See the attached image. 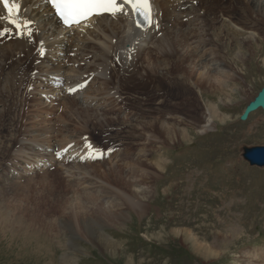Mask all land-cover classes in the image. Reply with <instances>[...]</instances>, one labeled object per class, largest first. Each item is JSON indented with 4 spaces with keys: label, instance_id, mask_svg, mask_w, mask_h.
Returning a JSON list of instances; mask_svg holds the SVG:
<instances>
[{
    "label": "rangeland",
    "instance_id": "374dc122",
    "mask_svg": "<svg viewBox=\"0 0 264 264\" xmlns=\"http://www.w3.org/2000/svg\"><path fill=\"white\" fill-rule=\"evenodd\" d=\"M201 1L202 4H209L206 11L214 8L210 14L204 12L205 5L186 11L190 14L192 10L193 16H190L197 18L194 17L193 20L194 28L204 37L199 49L205 62L206 55L213 53L221 57V64L226 62L230 65L236 77L232 89H227L228 95L213 89L201 91L190 83L189 76H169L161 73V70L157 77H152L149 67L144 63L145 52L157 48L147 44L134 56L137 64L133 75H125L120 81L115 78L117 85L113 84L117 90L120 89L117 93L119 97L126 98L131 103L135 101L137 108L145 107V110L141 108L143 111L135 109L139 116L126 122L127 124L119 121L116 111H113L116 118L102 108V113L99 112L103 115H94L92 111L98 109L90 106L89 116L81 113L86 121L81 118L75 123L71 121L72 125L66 131L64 128L68 125L61 117L63 107H53L52 118L41 109L44 106L50 110L51 103L57 104L59 98L63 97L62 91L50 100V104L43 100L41 105L37 104L39 98L52 88L41 77L42 70L48 65L41 62V59L34 65L36 61L33 55L37 53V47L32 48L36 43H43V40L33 37L30 50L21 49L20 53L24 56L17 58L16 62L13 57L19 52V48L15 44L17 48L15 52L11 51L8 67H4L0 77V173L6 175L8 166L22 156L25 157L29 147L33 146L30 140L36 142L37 147H41L42 143L51 147L44 141L48 133L52 135L50 139L55 140L56 145L60 138H73L72 134H75V138H80L81 132L80 128L77 129V124L81 121L86 124V129L82 131L85 130L88 134L91 128L89 137L97 145L116 146L124 153L121 156L115 154L122 159L114 164L112 171L106 176L100 175L90 166L85 167L93 185L92 182L90 185L70 182L64 167L58 165L33 172L22 180L10 178L5 182L4 188L0 186V264H60L63 254L69 255L75 261L74 264H247L246 251L260 250L264 255V167L250 166L242 157L244 148L264 145V120H258L252 114L246 121L240 120L244 106L264 86V20L252 11L247 0H220V3L215 0H207L208 3ZM159 8H163L164 13L160 12L165 19L167 11L164 4ZM242 9L247 14L244 20L241 18ZM205 17L208 19L206 22L203 21ZM196 20L197 23L194 22ZM229 21L237 28H244V31L237 34L227 32L221 23ZM163 22L169 26L173 21L170 19L169 24L168 21ZM185 26L189 30L188 25L181 26L186 43L184 50L187 45L189 49L196 46V39L192 34L188 35L187 30L184 31ZM44 30H47L45 34L50 35V29L45 27ZM78 47L81 48V45ZM89 50L87 54L91 56L92 50ZM178 51H181L180 47ZM170 53L168 52L169 56L172 55ZM83 54L84 52L81 53L82 56ZM32 61L30 69L25 70L23 82L15 84V93L7 89L6 85L9 87L18 79V75L17 78L14 76L18 65ZM87 62L84 64L92 65L94 60L89 58ZM108 63L109 58L105 60V64ZM83 68L79 69L83 72ZM46 71L47 69L44 72ZM126 77L133 81L137 79L140 84L133 89L125 88L122 82ZM146 78L154 83L153 87ZM171 81H176L175 85ZM126 84L135 87L133 82L128 81ZM164 87L167 92L164 91L166 95L163 100L156 96H162V92L158 91H163ZM151 96L155 98L150 100ZM209 102L217 104L218 112L223 117L213 119V128L200 133L195 127L202 124L206 104ZM150 104L151 106H147ZM151 108L157 109L154 110L156 113L150 110L146 119L145 112ZM169 111L176 115L173 117L174 122L170 121L171 115H166ZM158 113L160 116L166 115L177 128H185L190 134L175 137L174 140L152 136L149 141L145 134L150 132L141 128L151 115ZM35 114L39 115L27 120L28 126L25 129V119ZM179 115L183 122L177 121ZM50 118V122L44 121ZM32 123L34 126H31ZM24 136H30V140H26ZM143 148L145 149L142 150ZM38 150L34 148L31 155L25 158L27 162L34 160L26 169H31L38 163L35 161ZM134 151H138V155H134ZM17 157L19 158L16 159ZM128 165L134 168L131 169ZM107 167L104 164L102 169ZM2 183L0 177V185ZM133 186L146 188L147 196H133ZM103 191L109 192L106 201L113 197L122 198L121 194L129 196L141 206V212L128 205H116L120 201L115 200L117 202H114L112 212L123 213V216L110 218L103 228L95 223L87 229L76 226L77 230L72 232L59 222L58 216L66 215L72 195L83 196L88 192L98 198V194ZM54 197L58 201L54 202ZM99 211L104 215L110 212L105 207H100ZM100 228L112 238L111 245H99L97 237L99 238Z\"/></svg>",
    "mask_w": 264,
    "mask_h": 264
},
{
    "label": "bare ground",
    "instance_id": "6f19581e",
    "mask_svg": "<svg viewBox=\"0 0 264 264\" xmlns=\"http://www.w3.org/2000/svg\"><path fill=\"white\" fill-rule=\"evenodd\" d=\"M151 1L153 4L155 17H154V25L150 28L144 30L137 29L135 27V21L131 16V11L129 10L130 13L128 12L129 13L128 15L123 14L122 17L120 18L117 17L115 20L112 21L109 20L107 15H103L100 17H93L77 27H72L71 29L74 30L73 32L75 34L70 33L69 36H66L64 35L65 29L62 28V26H60L57 20L52 16L50 9L46 5V0L45 1L21 0L23 6L22 8L23 15L30 18L33 21V25H32L33 33L31 35L32 39L31 37L15 36L18 38L16 41L11 42L9 44H3L2 46H0V59L3 58L2 61H0V77L1 74L4 72V67L5 66L8 67V63H9L8 58L11 54V51L16 48L15 44L21 46V49H27L29 51L33 43V37L36 36L39 41L40 39H42L44 42L43 35L39 30H42L45 27V25H47L50 26L52 33L55 34L54 42H58L54 44L46 43L44 46L46 51L45 59L51 66L50 67L51 72L54 71L65 72L66 70L67 71L71 70V67H69V64H71L72 61L70 52L73 49V47L77 46L78 44H83L85 49L92 50L91 56L94 57L96 62L95 63L96 65L84 64L85 67L84 65L83 66L80 65L81 68L84 67L83 72L87 73L88 75L92 73L96 75V76L93 75L91 77L88 86L85 88L83 92L75 93L78 94V96L75 94L73 96H68L65 92H63L62 94L63 97L61 96L59 98V102L57 104L52 103V105L50 106V110H48L47 107L44 106L41 107L45 115H49V117L51 116V118L53 117V110H52L53 107L55 106H60L61 108L63 107V112L61 114V117L64 119L66 125H68L65 126L64 128L66 131L70 129V126L72 125L71 121L75 123L76 121L80 120V118L86 121L85 117L84 118L81 117V113H84L85 115L88 114L87 116H89L90 111L88 107L90 106L91 107L96 106L93 109H98L99 106L109 107L107 110L116 111L119 121H122V123L125 124H127L126 122H131L134 120L133 118L135 117L136 112L132 111L133 112L132 113L130 111H126L125 109L126 101L121 100L119 95L117 94L120 89L117 90L113 86V84L115 83V78L118 79V81H120V78L126 75L125 70L126 68L128 69V63L133 65L130 56H127L126 54L122 55L119 51L120 48L124 49L128 46L130 48L139 49L141 48L142 45L149 42L151 43V45H154V48L155 47L157 48V49L155 48L156 50L149 49L150 50L149 52L147 51L145 52L146 56L144 63L149 67V71L152 77L153 76L157 77L160 70L161 73L169 74V76L172 74L173 75L178 74L185 77L186 75V77L189 76L190 83L195 85L201 91L213 89L216 90L217 92L221 91L222 94L228 95L227 89L228 88L232 89V86L236 82L235 74L231 71L230 65L227 64L226 62L221 64V60H220L221 57L214 55L213 53L209 54V56L208 54L206 55L207 61L205 62L204 55L201 54V52L199 51L200 50L199 47L203 44V39H202L203 37L201 33L199 34V31H197L193 25V20L194 17L196 18V16L191 17L190 15L192 14L191 13L192 10L198 9L196 5L199 4L200 7L202 2L199 1L197 4V1L192 2L188 0H178L177 2H173V0H164L162 1V3L164 4V8L167 12L166 14H164L165 19H163L162 16L164 11L163 8H159L158 6L159 1L158 0H151ZM215 1L219 2L220 0H215ZM204 2L208 3L207 0H205ZM247 3L249 7L252 9V11L255 12V14L258 15L262 20H264V0H247ZM158 8L163 12L161 13L160 16H159ZM189 9H192L190 14L186 12ZM2 13H3V8L2 6H0V14ZM246 15L247 14L242 9L241 18L243 20L245 19ZM170 19H172L173 22L169 24ZM163 21L165 22L168 21L167 23L169 24V26H166L165 25L166 23L161 24V22ZM203 21L206 22L208 21V19L203 18ZM230 23H231L230 21L229 23L228 22H225L223 24L221 23L223 28H226L225 30L227 32L230 31L233 34H237L239 31L240 32L244 31V28L241 27L237 28L238 26H234L233 24ZM183 25H188V29H189L187 30V32H189L188 35L192 34V37L197 40L196 46L193 48L189 49V46L187 45V48L184 50L186 43L184 40L185 36L183 35L181 29V26ZM244 34L246 35V33ZM240 41H242V39H240ZM179 47L181 50L180 52L178 51ZM61 51H63L64 54L63 58L62 57L60 58ZM164 52H167V54L165 55ZM168 52H171L170 54L172 55L169 56ZM237 52L236 55L238 56L239 52L238 53ZM174 55H176V57ZM173 56L175 58H172ZM85 57L86 55L82 56V58ZM222 57L224 58V56ZM37 58L39 59L38 54L36 55V59ZM107 58H109L108 64H111L109 67L108 65L105 64V60ZM32 63L33 61L29 63L23 62L18 65V67L16 68V74L14 72V76L17 78L16 75H18V79L16 83H11L13 84L12 86L11 84L9 87L6 85L7 89L9 88L11 91L13 90V93H15V90L17 88L15 87V84L18 83L21 84L23 82L22 79L25 70L26 69L29 70L30 67L32 66ZM179 67L182 69H180ZM164 76L166 77V75ZM52 77H53L52 79H55L54 76ZM19 79H21L20 82ZM171 82L173 85H175L176 81L175 82L171 81ZM176 84L179 83L177 82ZM156 87L157 86H155V88ZM177 87L181 88L179 87V85ZM186 87L188 88V86ZM114 88L116 89V91L114 90ZM41 103L42 101L41 99H39L37 104L41 105ZM79 108H81V110ZM94 111H92V114L94 115H103L100 114L99 110H94ZM38 115L39 114L30 115L29 118L25 119L24 121L25 129L28 126V124L26 123L27 120H30ZM166 115H171L170 121H173V117H176V115H174L172 111L167 112ZM252 115H256L258 120L261 121L264 120V115L261 113V111L256 110L252 113ZM165 116H160L158 113V115L157 114L154 116L151 115L149 120H147V123H143L145 126L141 124L142 122L140 123L141 126L143 125L141 130L143 131L147 130L146 132H150V134H145L147 135L146 139L149 140L150 137L153 136L154 138L165 137L166 139L169 138V140H174L175 137L178 136L186 137L187 135L190 134L189 131L185 128L181 127L182 130L180 127L177 128L176 125H174V123H171L169 119H167V117ZM221 117H223V114H220L218 112L217 104L209 102L206 104V115L203 118L202 124L201 125L199 124L198 127L195 128L200 133L210 130L211 128H213L212 126L213 119L216 118L221 119ZM51 118L44 121L50 122ZM174 120L176 119L174 118ZM84 121H81L77 124V129L80 128V132H81L80 138L83 137L84 141H87V138L85 137V134L87 132H85V130L82 131L83 129H86V124H84ZM177 121L183 122V118L179 115L177 117ZM195 121L199 122V119L195 118ZM31 126H34V123H32ZM49 129L51 128L49 127ZM58 132L59 134H61L60 130H58ZM50 138H52V135L48 133L46 135V139L44 140L47 142L49 146L52 145V139ZM70 141H73L72 138H67V139L65 137L60 138L58 142V146L65 147L64 145H66ZM84 145H83L84 151L82 153H80L79 151H73L74 148L72 149L70 148V150L68 151L67 154L68 158L74 156V158L71 157V161L73 163L67 167L69 168L68 169L69 172L74 173L72 174L73 176L75 175L76 177L77 176L79 177V175H88L87 172L88 170L85 169V167L87 166H90L91 169L93 168L100 175L106 176L107 173L110 174V172L113 169V166H115L114 164H116L117 161L122 159V158L119 159L116 155H113V156H109L107 159L102 161L96 160L92 162L91 160H87L85 163H82L79 160V158L89 156L91 152L92 153L96 152L95 147L89 149L88 143L86 144L84 143ZM144 149L145 148H143L142 150ZM41 151H42V146L39 148L38 153L37 151L35 153V155H37L35 161H39L40 159H42V156L40 157V155L42 154ZM66 159H63V161ZM104 164H107L108 167L102 169ZM130 165H128L129 168L131 169L134 168V166H130ZM0 186L4 188L5 184L2 183ZM57 187H59V185H57ZM133 187H134L133 190L134 192H132L133 196L134 195H140L143 197L147 196L148 191L146 190V188H143L142 186L141 187L133 186ZM108 194L109 192L103 191V193L98 194L99 199L93 197V195L89 194L88 192L82 194L83 196H81L80 194L76 196L72 195L70 197L71 203H69L70 206L67 209L68 211L66 212V215L58 216L59 222L61 224L63 223L65 227H67L72 232H74L75 229L77 230L76 226H80L81 228L87 229L88 226H90L89 228H91V226H93V224L95 223L99 224L100 226H102L101 228H103V226L106 225V221L110 220V218L119 217L121 215L123 216V213L112 212L114 208V202H117L115 200L120 201V203L116 205H128L130 208L135 209L138 212H141L142 210L141 206L137 202H135V200L131 199L129 196L121 194L122 198L113 197L112 199L106 201L105 199L109 198ZM62 198L65 200V197ZM82 199H84L83 201L85 202H83ZM53 201L56 202L58 201V199L54 197ZM100 207H105L109 209L110 211L109 214L104 215L103 213H101L99 211ZM55 226L57 225L55 224ZM101 228L99 230L100 233L99 238L97 237L98 243L103 247H107L108 245L112 244L113 240L108 235L103 233L101 231ZM245 254L248 257L247 264H264V255L263 253H260V250L251 251V252L246 251ZM253 259L257 260L258 262H254ZM74 262L75 261L67 254H63L60 258V264H74Z\"/></svg>",
    "mask_w": 264,
    "mask_h": 264
},
{
    "label": "snow or ice",
    "instance_id": "6c2138e0",
    "mask_svg": "<svg viewBox=\"0 0 264 264\" xmlns=\"http://www.w3.org/2000/svg\"><path fill=\"white\" fill-rule=\"evenodd\" d=\"M54 10L55 15L67 27L79 24L92 16L104 14L116 16L128 15L126 8L131 9V16L137 29H147L154 25V8L151 0H47ZM3 13L0 14V37L24 36L31 37L33 21L23 15L21 0H0ZM6 24L7 26H3ZM43 54V49H41ZM86 82L69 88V93H74L85 86ZM91 149L92 146L88 145ZM59 155V154H58ZM85 157H81L84 159ZM92 158H95L94 156Z\"/></svg>",
    "mask_w": 264,
    "mask_h": 264
},
{
    "label": "water",
    "instance_id": "95a60500",
    "mask_svg": "<svg viewBox=\"0 0 264 264\" xmlns=\"http://www.w3.org/2000/svg\"><path fill=\"white\" fill-rule=\"evenodd\" d=\"M262 107L264 112V86L257 92L254 98L248 102L244 111L240 115V119H246L248 113L255 110L257 107ZM242 157L248 161L250 165L264 166V145L252 146L249 148H244L242 152Z\"/></svg>",
    "mask_w": 264,
    "mask_h": 264
}]
</instances>
